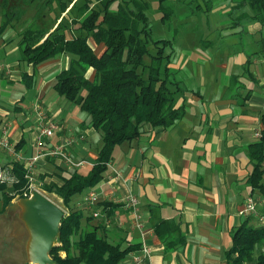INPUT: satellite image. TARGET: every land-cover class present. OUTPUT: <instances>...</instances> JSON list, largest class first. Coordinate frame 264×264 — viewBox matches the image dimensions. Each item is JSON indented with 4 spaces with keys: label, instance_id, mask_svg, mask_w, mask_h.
<instances>
[{
    "label": "crops",
    "instance_id": "0c3cea01",
    "mask_svg": "<svg viewBox=\"0 0 264 264\" xmlns=\"http://www.w3.org/2000/svg\"><path fill=\"white\" fill-rule=\"evenodd\" d=\"M200 6L197 9L203 12ZM231 6V0H221L216 9H208L219 20L208 32L182 37L178 43L177 35L169 40V50L175 52L169 66L181 90L175 94L176 107L185 110L182 119L167 129L145 125L137 139L116 146L103 180L74 196L68 205L70 210L82 212L83 229L94 228L111 243L139 245L119 264H227L225 253L234 229L246 219L256 227L263 224L264 194L251 192L247 180L252 171L248 147L259 140L256 133L263 127L264 59L244 54L257 45L264 56L260 42L264 27L252 21L251 15L241 17L248 10L233 12ZM229 15L241 19L238 26L228 20ZM13 34L9 29L0 36V65L7 67L0 71V139H7L24 161L32 158L38 150L42 126L38 112L43 108L45 121L54 122L57 129L44 140L41 150L73 140L65 145L69 156L74 161H94L101 146L100 134L77 109H69L66 116L61 98L52 93L55 76L61 66H68L69 57L61 56L62 61L50 60L37 68L26 64L25 68L14 59L16 49L9 47L15 41ZM242 36L243 48L230 52L222 48L229 39L236 47ZM24 73L34 76L30 89L21 81ZM10 104L16 111L13 118L6 111ZM13 160L12 153L0 147V171H8ZM74 170L60 158L43 156L35 162L31 176L38 185H60ZM34 185L32 182L31 188ZM89 192L97 194L93 205L84 203ZM130 196L137 199L140 228L134 226L132 208L125 204ZM249 196L259 199L257 221L251 218L255 215L243 218L238 214ZM13 205L14 200L9 207ZM159 220L175 221L185 243L167 251L153 231ZM26 235L24 227L14 237L19 246L21 242L18 251L24 249L25 257ZM176 239L177 235H171L167 241ZM143 248L149 250V256L142 253ZM135 256L141 258L135 261ZM20 264H28L27 257L20 258Z\"/></svg>",
    "mask_w": 264,
    "mask_h": 264
},
{
    "label": "trees",
    "instance_id": "16d2710c",
    "mask_svg": "<svg viewBox=\"0 0 264 264\" xmlns=\"http://www.w3.org/2000/svg\"><path fill=\"white\" fill-rule=\"evenodd\" d=\"M35 1L41 12L52 13L40 23L35 19L30 25L24 22L26 27L15 32L19 61L37 68L61 56L69 57L68 66L55 76L53 90L86 115L88 126L101 139L86 174L74 170L62 178L60 185H38L41 193L56 196L67 209L60 224V244L50 256L56 264H119L139 245L111 243L99 237L96 229H83L82 212L70 210L68 205L74 196L103 180L116 146L137 139L145 125L167 129L184 116V107H176L175 94L181 90L169 66L171 42L152 38L144 0H0V35L9 29L14 31L24 8ZM165 2L159 0V10L169 20L173 11ZM204 3L211 9V0ZM231 4L233 12L246 9L248 13L241 17L251 15L252 21L264 27V0H231ZM240 20L235 19L233 25L238 26ZM91 41L100 46L98 52ZM260 42L264 48V40ZM21 81L30 89L34 76L24 73ZM261 122L259 140L248 147L252 171L247 181L251 192L264 194V115ZM9 170L14 181L0 184V214L14 199L31 194L24 164L13 161ZM153 231L167 251L185 243L175 221L159 220L153 224ZM171 235H177V239L167 241ZM262 241L264 222L256 227L246 219L232 233L226 263L264 264V254L254 257L256 246Z\"/></svg>",
    "mask_w": 264,
    "mask_h": 264
},
{
    "label": "rangeland",
    "instance_id": "374dc122",
    "mask_svg": "<svg viewBox=\"0 0 264 264\" xmlns=\"http://www.w3.org/2000/svg\"><path fill=\"white\" fill-rule=\"evenodd\" d=\"M118 1L120 2V0H117V2ZM127 1L131 2V0H127ZM204 1H207V0H203V1L166 0L165 6H168L171 8V10L173 11V15L169 20H165L163 13L159 10V0H144V2L146 3V14H147L148 19H149V24H150L151 32H152V38L153 39H167V40L172 41L175 38V36L177 35V43H178L180 41V38H182V37L185 39V38H187V36L194 35V33H203L204 34V33L208 32L209 28L215 27L216 23H218L219 20L217 19L216 13H215V15L213 14V12H212V14H209L211 9L209 8L210 11L208 10V7H206L207 4H205ZM211 1H212V7L216 9L221 0H211ZM36 4H37V1H35L31 6L24 8L25 13H23V15L21 16V22L15 23V30L13 31L14 33L20 32L22 30V28L26 27V24L30 25L31 21L33 19L37 20V22L40 23L43 19H46L52 13L51 11H47V10H44L41 12L40 9H37ZM198 5H201L200 9H202L203 12H200L197 9ZM55 8H57V7H55ZM39 12H40V14L44 13V15L40 16V14H39V17H38L37 14ZM35 16L37 18H35ZM228 20L230 22L235 21L230 15H229ZM183 22H185L184 26L179 28L180 24ZM55 27H56V25L54 26V28ZM203 30H205V32ZM15 34H13V38H14ZM254 38L257 40L259 37L258 38L254 37ZM230 40L231 39L226 40L222 44V48L226 49V51L230 52L233 49L239 50V49L243 48V46L245 45V41H242V40H245V39H243V36L241 37V39L236 41L238 43V45L236 47H234L233 45H231L229 43ZM17 42H18V40H16V36H15V41L12 44H10V46H9L10 49L11 48L16 49L15 56H14L15 60L20 59V55H21L20 49L18 48V45H17ZM91 44L93 45L96 52H98L101 49L100 46L97 47L92 41H91ZM234 44H236V43H234ZM250 52H251V55L249 54ZM174 54H175V52H174ZM174 54H173V56H174ZM244 56H247L248 58L251 57V59H255V60H259V61H262L264 59V56L262 53L259 52L257 45H255L254 48L251 47V50H249L247 53H245ZM59 58H61V57H59ZM59 58L53 59V60L57 61V60H59ZM62 59H63V57L61 58V61H62ZM55 61H51V62H55ZM24 65H25L24 67L27 68L25 63H24ZM64 67L65 66H61L62 69H64ZM52 93L56 95L54 90H52ZM7 97L8 96L5 95V102H7V104H8L9 99ZM60 100H61L60 102H62L60 105L64 109V114L66 116L68 115L67 111L71 108L77 109L80 117L86 116L84 113H82L79 110V108H77V106L68 103L64 98H61ZM27 103H29V102H27ZM6 106L8 107V110H6V111H7V114L9 115V117L10 118L15 117L16 111L14 110L12 104L6 105ZM41 109H43V108H41ZM124 144H126V143H124ZM91 160L93 161V159H91ZM91 160L89 159L86 161L91 164L92 163ZM74 169L79 170L83 174H86L89 171V166H88V164H86L82 168H77V169L74 168ZM32 182L34 184H36L32 187V189H36L38 191H41L39 189L38 183L34 180ZM46 195L48 196V194H46ZM76 196H78V195H76ZM48 197H50V199L53 202L57 203L58 206L62 205L61 202L58 201V199L55 196L50 195ZM18 200L19 199H14V205L10 206V207L9 206L6 207L2 211L3 213L0 214V264H20V258H23V260H25V258H26L24 249H23V252L18 251L19 247H21V242H20V246H19V243H16V240L14 238L16 235L20 234L21 228L24 230V225H23L22 221L20 220L21 207L18 204ZM0 204H1V202H0ZM260 208L261 207H257L255 216L251 217L252 220H256L255 217H257V214H258V216L260 215L259 214ZM26 237H27V235H26ZM1 240H4V242H1ZM26 240H28V237L26 238ZM256 247L257 248L254 252L255 259L260 255V253L264 254V241L260 242Z\"/></svg>",
    "mask_w": 264,
    "mask_h": 264
},
{
    "label": "water",
    "instance_id": "95a60500",
    "mask_svg": "<svg viewBox=\"0 0 264 264\" xmlns=\"http://www.w3.org/2000/svg\"><path fill=\"white\" fill-rule=\"evenodd\" d=\"M18 204L20 220L28 233V264H56L50 253L60 244V224L65 210L36 189H31L30 196L19 199Z\"/></svg>",
    "mask_w": 264,
    "mask_h": 264
},
{
    "label": "built area",
    "instance_id": "2783aa9c",
    "mask_svg": "<svg viewBox=\"0 0 264 264\" xmlns=\"http://www.w3.org/2000/svg\"><path fill=\"white\" fill-rule=\"evenodd\" d=\"M5 69H7L6 66L0 65V71L1 72L4 71ZM38 114H39V118L41 119L42 126L39 130L38 140L36 143L38 150L32 158L26 159V161H24L22 156L14 151L13 147L11 146V144L9 143V141L7 139H5V138L0 139V147L5 148L10 153H12L13 158H14L13 161L24 164V167H25L26 172H27L26 177L30 180V182L32 183V181H33L31 174L33 172L35 162L40 157H43V156L60 158L68 166H70L72 168H76V169L82 168V167H84L85 164H88L85 161H74L69 156V154L66 152L65 145L72 144L73 140H69L68 142H66V144L56 145L53 148L43 152L41 150V147L44 146V144H43L44 140L49 139L53 136L55 130L57 129V124H55L54 122H48L47 123L45 121L46 118H45V115H44V112L42 111V109L39 110ZM45 122H46V124L44 125ZM256 136L260 137V133L257 132ZM13 181H14V177L12 176L10 170H8V171L1 170L0 171V184L1 183H12ZM258 201H259V199L255 198L253 196L247 197L244 200V202L242 203V206L238 212L239 216H241L243 218H247L251 215H255ZM95 202H97V194L95 192L87 193L85 198H84V203L86 205H93V204H95ZM125 204H126V206H130L132 208V219H133L134 226L136 228H140L139 214H138V210H137V199L134 196H130L127 199V201H125ZM260 221L263 222V218H260ZM142 253L145 256H149V254H150V252L147 248H143ZM140 258L141 257L135 256L133 259L135 261H138Z\"/></svg>",
    "mask_w": 264,
    "mask_h": 264
}]
</instances>
